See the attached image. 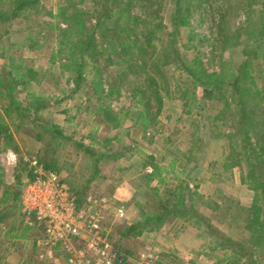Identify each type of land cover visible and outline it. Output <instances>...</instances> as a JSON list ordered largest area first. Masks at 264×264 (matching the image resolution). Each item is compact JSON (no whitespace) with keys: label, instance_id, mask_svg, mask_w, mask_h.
<instances>
[{"label":"rangeland","instance_id":"rangeland-1","mask_svg":"<svg viewBox=\"0 0 264 264\" xmlns=\"http://www.w3.org/2000/svg\"><path fill=\"white\" fill-rule=\"evenodd\" d=\"M132 1L126 14L122 15L129 22L127 31L130 41L139 39L148 32L149 21H156L157 24L163 17L168 25L172 6L169 0H158L153 6L155 12L149 15H146V4L143 1ZM191 1L196 6L188 24L179 29L176 37L185 64L197 60L208 72H219L225 60L238 64L245 59L243 51L252 43L255 34L257 39L262 36V44L264 43V0ZM41 5L42 9L35 8L28 16L21 15L11 23L0 24V75H10V78L21 81L16 87L15 99L22 104L23 110L30 117L35 114L36 105L29 97V92H39L49 105L37 110L44 122L37 128L29 121H21L20 113L0 93V121L4 127L0 137H7L0 141V215L3 216L0 223V249L6 248L0 264L3 261L9 264H53L39 259L33 239L32 243L29 239L36 235L35 231L30 230L26 239L18 240L19 243L24 242L25 247L19 243L12 245L11 241L4 238L7 234L21 231L24 226L19 208L15 206V200H12L13 195L20 192L25 179H33L45 171L54 173L60 179L71 178L79 188L86 187L85 196L107 200L106 208H102L105 215L103 226L108 230L113 244L123 252L128 251L127 253L139 257L142 253L156 251L158 264H235L233 252L226 253L228 250L215 247L214 241L209 240L211 236L205 226L196 219L181 220L170 217L155 232L145 231L137 238L122 234L138 215V206L134 204L136 201L144 200V208L147 210L155 209L157 205V195L149 186H144L145 178L141 177L144 172L151 171L147 165L142 167L143 156L151 155L154 161L166 166L169 171L170 164L172 165L171 170L175 173L168 175L167 185L173 187L177 183L174 175H177L184 178L191 189L203 195L205 202L199 201L195 204L199 215L222 233L237 239L243 237L237 227L227 225L228 222L237 221L230 218L231 202L234 201L240 206L248 205L253 192L240 182L237 168L231 170L233 178L228 181L224 182L219 177L211 180L212 167L208 164L213 166L223 155L218 144L208 145L207 142L206 146L200 145L198 150H191L190 133L196 122L200 121L199 125H202L201 139L208 133L206 128L218 126L222 132L230 130L225 123V115H221V118L219 116V111L225 108L226 95L223 102L220 98H212V91L191 85L190 79L187 80V89L181 90V82L184 78L187 79V74L180 68L181 65L172 63L160 66L168 79L163 90H157L160 94L157 93L154 97L147 92L145 95L136 93L134 98L132 88L140 86L144 89L148 83L143 82L144 73L135 66L140 63L139 58H135L130 67L128 64L118 63L125 56V51H120V48L126 42L122 38L126 29H123L120 21L118 26L113 23L107 31L100 32L103 26L97 23L90 0H41ZM63 6H67L66 9L59 11ZM58 11L59 17H54L52 14ZM224 11L229 16L222 19L220 14ZM107 23L108 21L106 25ZM220 24L229 27L228 32L233 40L228 45L218 41V29L222 27ZM86 26L94 27L83 32ZM84 33V36L90 35L94 38L96 47L90 52L89 64L78 69L72 55H76L78 50L72 47H75L74 41L77 37ZM161 40L164 41L162 38H153V43L158 46ZM259 52L260 57L254 62L258 69H264V54L261 53L264 52V47ZM108 56L113 60L109 62ZM92 66L95 67L93 71ZM143 69H147L155 79L159 78L160 73L151 64ZM88 71L92 73L87 75ZM33 72H37V75ZM181 72L182 79L177 87L179 91L174 92L172 75H181ZM79 73L85 78L77 92L74 91V83ZM96 81L99 87L97 89ZM161 83L163 84L162 81ZM259 84L260 82L257 85ZM259 89L264 93L261 85ZM223 92L225 91L221 93ZM158 97L161 104L158 103ZM98 98L104 108H111L115 112L122 111L117 115L118 121L107 119L101 112L93 113ZM56 101L60 103L55 104ZM199 102L200 109L196 107ZM143 103L147 104L144 108L147 112L137 117L136 114L145 105ZM227 106L230 109L231 104ZM209 115L213 119L208 123L209 120L205 117ZM52 124L63 127L65 134L74 141L85 145L93 143L103 154L99 173L89 184V157L71 141L53 136L50 127ZM132 125L134 127L130 135L120 132ZM116 133H120V140L105 145L96 143H104L105 138L116 136ZM46 147L53 164L59 167L58 172L45 167L39 158ZM191 153L195 154L196 161L189 162L190 177L194 173L197 182L188 180L187 171L182 170L186 155ZM194 164L199 166L198 170L193 169ZM198 181L200 184L197 187L195 185ZM65 183L69 187L66 181ZM155 184L152 181L151 185ZM158 192L162 199L167 197L164 185ZM8 195L9 200L4 202ZM116 207L123 209L122 217L115 215ZM10 214L16 217L17 225L14 229L5 224ZM56 264L66 263L60 259Z\"/></svg>","mask_w":264,"mask_h":264},{"label":"trees","instance_id":"trees-1","mask_svg":"<svg viewBox=\"0 0 264 264\" xmlns=\"http://www.w3.org/2000/svg\"><path fill=\"white\" fill-rule=\"evenodd\" d=\"M90 1L97 23L104 27H102L100 32H103L104 30L107 31L113 23L118 26L119 21L123 26V29H126L125 34L122 37L126 42L120 48V51H125V56L120 59L121 61L118 62L119 65L120 63L124 65L128 64L130 67L134 64L133 62L135 61V58L140 59V63L135 66L138 70L140 69L143 71V82L147 81L148 84L144 87V89H141L140 86H134L131 90L132 97L135 98L136 93L145 95L146 92L148 95H153L155 97L158 93L157 90H163L168 82L166 75H164L163 71L160 70V66L172 63L181 65L180 68H182L187 74V79L184 78L182 82V72L181 75L180 73L179 75H172V86L174 87V92L179 91L177 88L180 85L179 80L182 83V87L180 89L185 91L188 87L187 80L190 79L191 85L195 84L196 86L198 85L206 90L209 89L212 91V98H220L223 102L224 95H226L224 99V107L226 109H221L219 111V116L221 118V115H225V123L230 130L222 132V129L218 126L211 127L210 129L206 128L205 131L208 130V133L204 139H201L202 129L200 127H202V125H199L200 121L199 123L196 122L195 127L190 133L192 139L191 150H198L200 145L202 147L206 146L207 142L208 145L211 143L216 145L218 144L223 150V155L221 160L213 166L208 164V166L212 167L210 174L212 178L211 180H214L215 177H219V179L224 180V182L228 181L230 178H233L231 170L233 168H237L240 174V182L246 184L249 190L253 192L252 199L248 205L240 206L234 201L231 202V211L229 212L230 218L231 220L237 221L228 222L227 225L229 227H237L243 234V237H240V239L233 238L228 234L222 233L202 215L198 214V211L195 209V204L199 201L204 203V197L195 189H191L189 187V183L186 182L184 178L174 175L176 176L177 183L172 185L173 187L167 185L166 180L168 175H173L175 173L171 170V164L170 172L168 170L169 168H166V166L154 161L151 155H144L142 167L147 165L150 167L151 171L144 172L141 177L145 178L144 186H149V189L157 195V205L154 207L155 209L147 210L144 208V200L136 201L134 204L138 206V215L134 218L132 223L126 227L122 234L125 237L129 236L137 238L145 231L155 232L159 229L160 225L170 217L181 220L196 219L200 222V224L205 226V229L211 236V239L209 240L214 241L215 247H221L224 250H228L225 251L226 253L233 252L235 255V264H264V105L262 104L264 103V93H262L259 89L260 85L264 89V84H262L264 81H261L264 79V69H258L257 64L254 62L255 59L260 57L259 51H261L264 47V43L262 44L261 40L262 36L257 39L256 34L254 35L252 43L247 49H245V51H243L246 57L240 63L237 64L227 59L224 61V65L219 72H208L202 65H199L200 63L196 62L197 60L185 64L177 45L176 37L180 32L179 29L188 24L189 17L192 14L193 8L196 6L194 1L169 0L172 6L169 10L168 25L164 22L163 17L157 24H155L156 21H149L147 23L149 24L148 32H145L144 36L141 38L139 37V39L131 41L127 31L129 30V22H127L125 17L122 15L126 14L133 2L132 0ZM138 1H143L147 5V7L145 5L146 15L153 14L155 12L153 6L158 0ZM66 7H60L59 11L65 10ZM161 7L163 9V4ZM261 7H263V4H261ZM35 8L42 9L41 0H0V24L11 23L21 15L28 16L32 13L31 10ZM59 11L52 15L54 17H59ZM262 14L263 13L261 12V16L263 17ZM78 16L80 17L81 14ZM227 16H229L227 11L220 14V18L222 19ZM225 20H227V18ZM107 21L108 23L106 25ZM220 25H222V27L219 28L220 30L218 29V41L224 43L223 45H228L229 41L233 40L232 36L228 32L229 27L223 24ZM94 26H86L83 32L89 31ZM84 35L85 33L82 34V36H78L74 41V43H76L75 47H72V49L78 50L76 55L72 54L76 59L78 69L86 67L89 64L88 58L91 59L90 52H93L96 47L94 38L90 35ZM120 37L121 34L119 35V39ZM153 38H162L164 41L161 40L160 45L156 46L153 43ZM261 53L264 54V52ZM107 59L109 62L113 60L109 58V56ZM148 64H151L156 70H158L157 72L160 73V75H158V79L151 76L147 69H143V67H147ZM91 68L92 71L95 70L94 66ZM91 73V71H88L87 75ZM256 73L258 75H256ZM33 74L37 75V72H33ZM84 78L85 76L81 77L80 73L76 76L74 91H79L81 81L84 80ZM20 82L21 81H19V79L15 80L10 78V75H0V93L3 94L5 101L11 104L13 108L20 113L19 119H21V121H29L34 124V127L40 128L41 124L44 122L41 121L40 114L37 112L49 105L45 102V97L39 92L38 94L34 91L29 92V97L32 99V102H34V105H36L34 107L35 114L33 117H30L29 113H26V111L23 110L24 107L22 104L15 99L16 87ZM27 82L28 81H25V83ZM93 82H95V80ZM258 82H260L259 86L257 85ZM168 87L170 88V83ZM97 88H99L98 82L95 85V89ZM223 90L225 91L223 92L224 94L221 93ZM95 93L97 94V92ZM158 99V103L161 104L160 97H158ZM87 100L89 101V98ZM96 101V108L93 110V113L101 112L107 119L118 121L117 115L122 111L115 112L111 108H104V104L99 100V98L96 99ZM58 103L60 102L56 101L55 104ZM228 104H231L230 109H228ZM146 107L147 104L142 107L143 109H140L136 116L139 117V115H144L147 112L144 109ZM196 107L198 109L201 108L200 102L196 105ZM195 114L197 115L198 113ZM152 119L153 117L151 120ZM205 119H208L209 123L212 121L213 117L209 115L206 116ZM216 120H219V117H216ZM134 121H137V119L134 118ZM142 121H145V119H142ZM50 127L51 134L53 136L64 139L65 141H71L72 144L77 146L89 157V162L87 163L88 167L86 166L87 168L90 167L89 169L91 171L88 176L89 184L92 178L99 173L103 154L94 147L93 143L85 145L82 142L74 141L70 136L65 134L63 127L55 124L50 125ZM133 127V125L130 128L125 127L124 129H121L120 132L125 133V135L128 136L130 135ZM2 132H4V127L0 121V134H2ZM95 132L96 130L94 133ZM119 134L120 133H116V136L105 138L104 143H96L105 145L112 141L120 140ZM6 138L7 137L3 135V137H0V141L2 139L6 140ZM50 156L48 148L46 147L44 152L40 153L39 158L43 161L45 167L53 168V170H57L56 172H58L59 167L53 164ZM185 161L186 163L182 168L183 172L187 171L188 180L197 182L194 173H192V176L190 177L191 171L189 168V162L196 161L195 154L191 153L188 156L186 155ZM198 167L199 166H197V164H194L193 169L198 170ZM182 170L180 173H182ZM226 172L230 173L225 174ZM61 180L68 183L70 191L76 196V200L81 202L83 197L86 195L87 188L82 186V188H79V186L76 185L71 178H62ZM152 181H155L156 184L151 185ZM199 184L200 183L198 181L195 186L198 187ZM163 185L164 191L167 193V197L162 199L158 191ZM131 197L128 200H130ZM9 198L10 197L8 195L3 201L5 202L6 200H9ZM12 200H15L14 204L19 208L18 191L13 195ZM236 205L238 206L237 208ZM216 206L218 207L219 205ZM2 217L3 216L0 215V223L2 221ZM5 224H9V226L14 229L17 225L15 215L10 214V217L7 219ZM29 231V227L23 226L21 231H17L11 235L7 234L4 238L6 241H11L10 244L15 245L21 240L26 239V236L29 235ZM19 239L20 241H18ZM29 239L32 243L33 237ZM19 244H23L25 247L24 242ZM0 250L1 261L3 254L6 252V248L2 247ZM227 260L229 261V259ZM3 264L9 263L3 261Z\"/></svg>","mask_w":264,"mask_h":264},{"label":"built area","instance_id":"built-area-1","mask_svg":"<svg viewBox=\"0 0 264 264\" xmlns=\"http://www.w3.org/2000/svg\"><path fill=\"white\" fill-rule=\"evenodd\" d=\"M105 198L84 196L76 200L67 184L49 171L25 179L19 192V212L24 226L35 231L39 259L53 264H158L156 251L136 257L115 246L103 226ZM115 215L124 211L116 207ZM163 264V263H162Z\"/></svg>","mask_w":264,"mask_h":264}]
</instances>
